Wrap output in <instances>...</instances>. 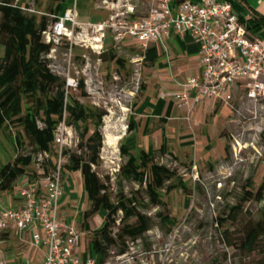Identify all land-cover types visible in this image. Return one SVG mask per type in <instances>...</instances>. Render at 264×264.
Segmentation results:
<instances>
[{
	"label": "rangeland",
	"instance_id": "1",
	"mask_svg": "<svg viewBox=\"0 0 264 264\" xmlns=\"http://www.w3.org/2000/svg\"><path fill=\"white\" fill-rule=\"evenodd\" d=\"M103 1H78L79 22L93 20L95 23L100 19L110 22L112 16L125 13L128 8H134L136 16L135 20L130 17L128 21H138L147 16L154 3V0H109L117 5L112 10L106 9ZM15 3L21 5L28 16L39 19L46 15L53 20L49 14L55 5L48 0H16ZM1 17L0 12V20ZM122 19L116 18L115 22ZM107 34L102 54L81 46L71 52L65 38L58 44L53 43L50 54L44 56L50 71L66 85L69 80L75 83L85 80L86 95H82L78 88L71 89L76 101L88 109L106 113L100 129L104 137L100 163L93 169L108 187L112 203H117L121 191L128 198L140 192L145 206L139 207V211L150 218V230L143 237L138 240L118 239L110 246L105 264H259L264 260V239L260 243L261 249L252 253L239 250L236 244L243 237L246 226L264 218V202L242 203L247 191L256 193L264 183V102H254L246 91L239 89L229 104L224 107L221 103L215 108L218 111L202 117L201 124L210 130L208 148L191 149L180 156L178 152L177 155L156 154L155 162L168 167L176 176L166 185L174 186L171 191H161L163 205L149 206L145 186L120 176L121 167L127 162L120 148L128 143V124L145 81L143 65L136 62L143 48L126 40L116 43L111 30ZM4 51L5 47L0 45V57L4 56ZM113 53L124 63L108 60V54ZM38 97L44 99L43 95ZM35 103L31 99L28 101L32 108ZM38 124L43 127L41 120ZM66 127L71 132L70 147L66 146L75 150L85 125L80 123L73 128L66 124ZM17 134L23 141L22 147L18 148L14 143ZM57 149L53 148L54 159H57ZM32 152V141L22 126L13 125L0 134V167L18 155L26 156ZM178 178L186 181V193L176 187ZM63 185L67 187L59 202V216L75 220L78 230L84 234V243L88 245L94 239L93 232L104 225L106 212L101 210L91 214L87 220L90 230L85 229L86 219L81 223L79 215L91 210V206L87 202L83 178L64 168ZM12 190L0 191L1 199L6 201L9 197L11 200ZM72 195L77 196V202L71 201ZM241 203L242 210L235 211L236 219L229 218L224 227L218 225V219L227 218L230 210ZM160 214L170 216L174 224L163 225ZM122 216L120 212L115 217L116 224L111 227L115 238L123 226L120 222ZM135 221L132 219L129 223ZM125 247L126 253L120 255V250ZM24 251L25 246L14 238L7 239L6 233L0 236V264L22 261Z\"/></svg>",
	"mask_w": 264,
	"mask_h": 264
},
{
	"label": "trees",
	"instance_id": "2",
	"mask_svg": "<svg viewBox=\"0 0 264 264\" xmlns=\"http://www.w3.org/2000/svg\"><path fill=\"white\" fill-rule=\"evenodd\" d=\"M55 8L50 10L48 16L37 18L24 13V8L16 4V0H3L0 2V45L5 47L4 56L0 57V134L13 125L22 126L24 133L33 144V152L29 155H18L15 159L0 167V191L12 189L13 183L21 176L29 173L32 156L39 152L52 155L54 148V133L64 121L75 128L78 124L85 125L79 134L80 142L75 150L63 151L67 162L64 168L67 172L80 173L83 178V187L87 195L91 210L84 213V228L90 230L87 220L91 214L101 210L106 212L104 225L93 232L91 252L99 256L98 264H105L110 246L118 239L138 240L150 230V218L139 211L145 204L140 198V192L128 198L121 191L116 204L112 203L108 187L101 181L93 166L100 163V153L103 148L104 137L101 132L105 112H99L84 107L75 100L71 89H66V82L54 75L44 56L49 55L53 44H47L43 37L51 23L55 22L58 13L64 12L68 7L67 0H48ZM182 0H172L173 7ZM230 2L254 37L264 39V16L251 8L247 0H225ZM106 57V55H104ZM108 60L123 64L124 61L116 54H108ZM142 88V86H141ZM78 89L86 95L85 80L79 81ZM43 95L44 99L39 98ZM36 101L33 108L29 100ZM42 121L43 127L38 122ZM91 123V125L89 124ZM134 123L130 119L127 137L133 130ZM92 132V133H91ZM91 133V134H90ZM15 146L22 147V136L17 134L14 138ZM16 148V149H17ZM121 154L127 157V162L121 167L120 176L128 181L145 186V193L149 198V206H162L161 191H171L174 186H166L176 173L168 167L155 162L152 152H141L139 156L131 153V146L123 144ZM53 156V155H52ZM53 161V159H52ZM52 161L49 164H52ZM176 187L185 193L188 186L183 178L177 179ZM264 202V183L256 193L247 191L242 203L249 201ZM242 203L230 210L227 218L217 220L218 225L224 227L228 219H236L235 211L242 210ZM122 213L120 222L123 226L115 238L111 227L116 224L115 217ZM161 223L172 226L174 220L160 214ZM135 219V223L129 221ZM264 239V218L246 226L243 237L236 247L247 253L261 249L260 243ZM233 247V244H229ZM127 247L120 250L124 255ZM264 253V249L262 250ZM264 264V260L259 262Z\"/></svg>",
	"mask_w": 264,
	"mask_h": 264
},
{
	"label": "built area",
	"instance_id": "3",
	"mask_svg": "<svg viewBox=\"0 0 264 264\" xmlns=\"http://www.w3.org/2000/svg\"><path fill=\"white\" fill-rule=\"evenodd\" d=\"M103 4L106 9L117 7L109 0ZM77 8L75 2L43 32L47 44H58L66 38L71 52L81 46L102 54L110 30L116 43L132 40L142 47L168 39L172 32L181 37L189 34L199 43L201 68L182 83V90L176 94L180 109L190 113L208 100L229 104L237 87L254 102H264V39L252 35L230 2L182 0L173 7L172 0H154L141 20L128 21L134 15V8H128L125 13L112 16L110 22L101 23L79 22ZM119 17L123 19L116 23ZM78 85L79 82L69 80L66 89ZM70 136L63 121L54 133L57 159L47 152L32 156L29 173L12 186L20 200L19 207H6L0 198V236L10 231L22 237L29 234L35 247L46 250L42 264L99 262L98 255L81 249L82 234L77 227L59 219L67 162L63 151L70 149L66 146L70 147Z\"/></svg>",
	"mask_w": 264,
	"mask_h": 264
},
{
	"label": "crops",
	"instance_id": "4",
	"mask_svg": "<svg viewBox=\"0 0 264 264\" xmlns=\"http://www.w3.org/2000/svg\"><path fill=\"white\" fill-rule=\"evenodd\" d=\"M78 1L82 3V0H75L77 5ZM67 2L68 0L66 4ZM73 2L74 0H69L66 10L73 6ZM247 3L264 16V0H247ZM64 12L58 14L62 15ZM131 18L135 20L136 16L132 15ZM87 22H93V20L82 23ZM101 22L104 20L95 21V23ZM126 41L133 42L132 40ZM142 48L143 53L136 62L143 65L145 81L141 88V97L133 106L134 112L131 119L134 126L128 135L127 143L131 146V153L139 156L141 152H152L156 156V154L168 153L177 155L178 152L180 156L191 149L208 148L209 145L206 143H208L210 130L203 127L201 119L206 114L210 115V113L218 111L215 108L222 102L208 100L188 113L187 109H180L177 106L175 99L176 94L182 90V83L198 74L201 68L199 43L189 34L181 37L176 32H172L170 38L152 42ZM239 89L242 88L237 87L234 92ZM177 148H179L178 151ZM74 175L81 176L80 173ZM66 187H64V193ZM70 199L76 202L78 200L74 195ZM1 200L6 207L20 206V200L14 189L11 200L9 197L6 201H3V198ZM59 219L76 226L75 220L64 218L62 215ZM79 220L81 223L83 222L84 213L79 215ZM81 234V249L91 252L92 244L86 245L84 234ZM6 237L7 239L14 238L20 245L25 246L22 257L24 259L16 264H42L46 250L35 247L29 234L22 237L18 233L10 231L6 233Z\"/></svg>",
	"mask_w": 264,
	"mask_h": 264
}]
</instances>
